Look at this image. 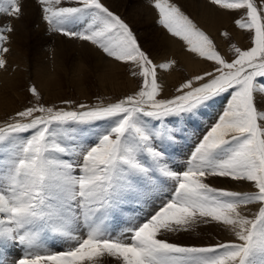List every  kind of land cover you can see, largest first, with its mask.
<instances>
[{
	"label": "rangeland",
	"instance_id": "374dc122",
	"mask_svg": "<svg viewBox=\"0 0 264 264\" xmlns=\"http://www.w3.org/2000/svg\"><path fill=\"white\" fill-rule=\"evenodd\" d=\"M178 1L27 0L35 21L21 0H0V72L19 30L10 21L19 18L28 30L23 70L37 60L69 76L78 61L89 69L82 91L64 75L68 83L51 97L28 82L19 104L0 112V264H264V108L254 90L256 82L264 90L261 5ZM188 1L214 12L244 7V15L230 14L236 28L252 31L251 45L234 41L237 55L223 57ZM143 2L157 24L139 17ZM40 20L47 32L34 25ZM168 35L184 37L213 69L170 95L157 71L158 43ZM71 40L122 64L135 89L100 83L90 70L94 54Z\"/></svg>",
	"mask_w": 264,
	"mask_h": 264
},
{
	"label": "bare ground",
	"instance_id": "6f19581e",
	"mask_svg": "<svg viewBox=\"0 0 264 264\" xmlns=\"http://www.w3.org/2000/svg\"><path fill=\"white\" fill-rule=\"evenodd\" d=\"M180 1H182V0H180ZM180 1H178V3ZM183 1L185 2V0H183ZM257 1H259V4L261 5V14L264 18V0H257ZM184 2L183 3L180 2V3L184 4ZM188 2L190 3L188 6L190 8L188 10V13L190 10L195 15L200 13L199 14L200 15L199 20L201 21L200 24L203 25L202 28L208 33V35H209V33L211 34L210 36L213 39L212 44L214 43V45H212V46L219 48V50H221L223 57H226L230 60L237 55L238 48L236 49L235 47H233L230 44V43H233L234 41H236V43L238 45H241L242 47L247 46V44L249 46L251 45V38H252L251 32L252 31L250 29H246V30L241 29L240 30V29L235 27V25L233 24L234 18H231L235 13L233 14L231 11L229 12L227 9H225V10L228 12H226V11L225 12L224 11L214 12V10L211 9L208 5H206V3L205 4H203V3L198 4V3H194L193 1H191V2L188 1ZM175 3H177V2H175ZM182 4L179 5L180 6L179 9L183 6ZM141 5H145L144 2H143V4L142 3L139 4V6H141ZM21 6H22V11L24 14L28 13L30 15H34V18H35V14H34L35 8L32 7V5H30L28 8L27 0H21ZM140 8L141 9H139V10L136 9V10H138V12L140 11L138 13V15H139V17H142L144 19V22H150V23L152 22L151 25L157 24V23H155V19L152 18L153 12L149 10V7H148V9H145L143 6H141ZM238 9H239L238 14L240 13V15H241V13L244 15V13L246 12V9L244 7H240ZM230 13H232L233 15ZM238 14H235V15H238ZM192 16H194V15L192 14ZM19 19H14L13 21H10V27L13 28V30L14 29L16 30V28L19 30L17 31L18 34H16V32L14 34L12 33L13 39L9 42L10 49H7L8 52H6V54H5L3 66L1 64L2 69L0 72V112L4 111V109L7 106L8 107L9 106H16L19 104V100L22 99V93L20 92L21 87H23L25 84L27 85L28 82H30V83L33 82V83L37 84L38 88L42 91L43 96L45 95L46 97H49L51 94L58 95V93L60 92V89L62 88V85L65 84L69 79L76 82V86H78V88H77L78 91H80V90L82 91L83 87H79V84L81 83L82 76H83L82 73L85 72L86 66L83 65L79 61L76 62L73 65L74 75L69 76L68 70H65L63 67L64 63H63L62 59L64 57V54L61 55L59 57V59H57V57H56L57 60H55V61H57L58 63H55V64L52 63L53 65H57L56 68L59 67V69H60V67H63L59 71L52 70V65H50L48 62H46V64H45V63L39 62L38 60L35 61L34 68L30 67L27 69V71H26V69H24V70L22 69L21 65H19L21 63L20 62L21 59L19 60L18 55H19V53H21V50H22V49L20 50L21 43H22L21 41L23 40V38H25V37L27 38V35L25 33L28 30L25 29L26 31H24V29H22L23 20H19ZM36 20H37V17L35 18V21ZM40 21H41L40 25L38 22H36L34 25L38 26L37 28H41V29L43 28V30L46 31V26H45L46 23H44L43 20H40ZM158 21H160V20H158ZM190 24L191 23H189L188 25H190ZM46 25H48V24H46ZM4 26H5V23H4ZM156 29H158V28H156ZM223 30H225L226 32L224 33ZM164 33H165V30H164ZM9 35L11 36V34H9ZM155 36H157V35H155ZM229 36H231V37L229 38ZM72 41H75V40H71V42ZM72 43L73 44L75 43V45L78 48H80V50H82V53L85 54L86 56H89V55L92 56L94 54L95 58L93 59L91 57L92 58V66H91L90 70L94 71V74L99 79L100 83H102V84L106 83V85H107L106 87H108V86L109 87L121 86L119 88V91H120V89L123 90L128 84H129L128 86H131L132 89H135V86H136L135 81L132 79L129 81L128 76L124 75L125 70L122 71V64H120L119 62H117L115 60H105L103 58V56L100 55L97 47L94 44L89 43L85 40H76L75 42H72ZM72 43H71V45H72ZM77 43L79 45H77ZM187 43H188V41H187ZM187 43H186V40L184 37L180 38V37H176L175 35L164 36L160 39V41L158 43V46L162 47L164 50V53L161 56H159V58L161 60H159V62H157L159 64L158 70H157L159 72V82L158 83L160 84L159 87L161 88V91L163 93H165L166 95H170L172 93L179 92V86L182 84L181 80H183V79L187 80L188 78H192L193 81H195V79H201L202 77H206V75L209 76L210 74L213 73V69L211 67L212 64L211 65L209 64L211 62H208L207 58L204 59L202 57L203 54L202 55L197 54V53H199V52H196L197 50L193 51V49H191V48L189 49ZM62 52H64V51H62ZM67 53H68V51H67ZM58 55L59 54H57V56ZM108 59H110V58H108ZM263 59H264V57L262 58V62H261L262 64L264 63ZM172 61L174 62L173 66H171ZM23 65H25V64L23 63ZM25 67H27V65ZM255 69H256V67H254V69L250 70V71H252L254 73ZM88 70H86V72ZM23 72H24V74H26L25 77H23L24 76ZM182 72H184L183 77H180ZM61 75H64V77L67 78V81L65 83L62 80V78L60 77ZM126 78H127V80H126ZM195 83L196 82H194L192 84H195ZM73 85H74V83H73ZM53 89H55V91H53ZM254 90H255V92L256 91L260 92V94H256V95H258V104H259L258 106L260 107V109H262V108H264V96L261 94L264 93V90H262L261 84L256 82V84L254 86ZM107 98H109V97H107ZM109 100H114V99L110 98ZM90 101H92V100H90ZM0 114L3 115L5 113H0ZM16 114L17 113H10L7 117L13 120V118H14V116H16ZM20 114H19V116L16 117L17 119H19L18 117H20ZM262 120L263 121H261V123L264 122V118ZM5 123L6 122L4 121V117L0 116V126L5 124ZM232 131H233V129H232ZM214 181H216L217 183H220L222 185H225V186L239 182L242 184V186L244 185V187H248V188L250 187V185H246V183L243 182L242 180H236L234 178L233 179H227V178L218 177V178L214 179ZM0 201H1V198H0ZM4 207H5V205H4ZM243 210H244V208H243ZM248 210H249V212H252L255 210V207L250 206ZM4 225H5V223H4ZM87 261L88 260H86V258H85V260H83L81 262V264H89V263H87Z\"/></svg>",
	"mask_w": 264,
	"mask_h": 264
}]
</instances>
